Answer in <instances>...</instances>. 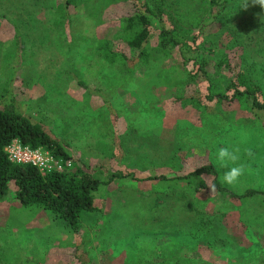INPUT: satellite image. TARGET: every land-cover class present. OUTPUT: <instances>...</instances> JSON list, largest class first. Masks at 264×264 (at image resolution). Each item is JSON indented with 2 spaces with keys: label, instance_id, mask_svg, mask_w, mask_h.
Segmentation results:
<instances>
[{
  "label": "rangeland",
  "instance_id": "rangeland-1",
  "mask_svg": "<svg viewBox=\"0 0 264 264\" xmlns=\"http://www.w3.org/2000/svg\"><path fill=\"white\" fill-rule=\"evenodd\" d=\"M60 1L0 0V93L11 89L20 111L99 178L109 165L141 176L178 174L182 154L189 164L211 162L231 192L264 191V114L260 121L238 106L182 107L174 96H199L204 84H186L187 69L170 50L119 77L96 48L120 32L122 18L134 12L131 0H79L61 19ZM242 3L225 0L202 32L217 49L243 56L245 73L264 92V8ZM155 45L153 34L145 46ZM225 146L238 147L237 163L246 166L234 185L221 183L227 169L216 154ZM93 203L98 211L84 213L73 236L43 209L17 204L9 183L0 200V264H78L73 254L89 264H169L176 257L179 264H264V201L257 195L235 200L183 182L122 179L100 187Z\"/></svg>",
  "mask_w": 264,
  "mask_h": 264
},
{
  "label": "trees",
  "instance_id": "trees-1",
  "mask_svg": "<svg viewBox=\"0 0 264 264\" xmlns=\"http://www.w3.org/2000/svg\"><path fill=\"white\" fill-rule=\"evenodd\" d=\"M119 1V0H110ZM126 1V0H122ZM79 0H61L56 4L57 15L66 18L65 8L75 6ZM132 14L122 18L120 32L109 42L96 48L97 57L117 73L129 76L133 67L148 66L153 52L170 50L177 56V65L186 68V84H204L199 96L176 94L174 99L182 107L201 109L214 103L225 110L239 107L262 120L264 114V92L256 80L245 73L250 66L244 57L226 54L215 44H210L203 35V27L225 9V0H131ZM154 22H157L155 25ZM55 23L61 24L58 16ZM156 37L155 48L145 43L152 35ZM236 34V33H235ZM20 36L13 31L11 39L16 41L14 54L20 52ZM102 43V42H100ZM239 44V43H237ZM238 58V60H237ZM83 87L81 82H77ZM11 88V86H8ZM7 90V89H6ZM197 95V94H196ZM16 140L29 148L40 147L62 161L60 171L40 173L28 164H14L7 160L4 146ZM182 171L178 174L137 175L133 171L109 165L104 178L92 174V170L75 157L67 146L50 135L37 121L32 120L16 106L10 91L0 93V200L7 194L8 184L13 185V198L23 207L43 209L61 228L77 236L80 219L84 213L98 211L93 203L100 187L114 180L128 179L136 182H156L169 187L179 183L191 184L195 189L208 190L216 185V191L230 199L244 200L259 196L264 201V191L245 188L240 193L229 191L219 185L217 171L209 161L198 164L184 162L177 154ZM68 161V164L65 162ZM76 249V248H75ZM78 264H89L87 260L73 254ZM174 258L169 264H179Z\"/></svg>",
  "mask_w": 264,
  "mask_h": 264
},
{
  "label": "built area",
  "instance_id": "built-area-1",
  "mask_svg": "<svg viewBox=\"0 0 264 264\" xmlns=\"http://www.w3.org/2000/svg\"><path fill=\"white\" fill-rule=\"evenodd\" d=\"M3 149L9 162L28 164L35 167L40 173L60 171L63 166L60 158L53 157L46 150L40 147L29 148L16 140L9 142ZM65 164H68V161Z\"/></svg>",
  "mask_w": 264,
  "mask_h": 264
},
{
  "label": "clouds",
  "instance_id": "clouds-1",
  "mask_svg": "<svg viewBox=\"0 0 264 264\" xmlns=\"http://www.w3.org/2000/svg\"><path fill=\"white\" fill-rule=\"evenodd\" d=\"M253 5H259L261 8H264V0H251ZM249 6V0H243L241 8L247 9ZM240 149L238 147H220L217 150L216 159L219 165L222 168L227 169L224 171L223 176L221 177V183L227 185H234L239 181V178L244 175L246 171V166L244 164L237 163L240 160L239 155ZM248 157H253L254 153L251 150L247 151ZM231 162L234 166L228 168V163ZM211 192L216 191V185L212 184L209 186Z\"/></svg>",
  "mask_w": 264,
  "mask_h": 264
}]
</instances>
